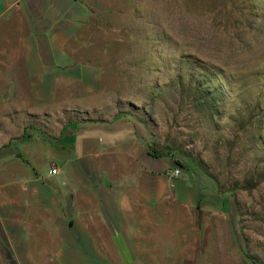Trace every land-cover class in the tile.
Instances as JSON below:
<instances>
[{
  "label": "rangeland",
  "instance_id": "1",
  "mask_svg": "<svg viewBox=\"0 0 264 264\" xmlns=\"http://www.w3.org/2000/svg\"><path fill=\"white\" fill-rule=\"evenodd\" d=\"M111 2L95 47L109 70L97 93L142 127L149 150L173 159L198 196L182 214L187 231L197 221L188 256L264 264V0ZM47 109L0 113V145H21L0 161V185L44 180L62 127L92 116Z\"/></svg>",
  "mask_w": 264,
  "mask_h": 264
},
{
  "label": "crops",
  "instance_id": "2",
  "mask_svg": "<svg viewBox=\"0 0 264 264\" xmlns=\"http://www.w3.org/2000/svg\"><path fill=\"white\" fill-rule=\"evenodd\" d=\"M113 9L111 0H0V113L93 116L58 133L56 175L0 185V264H197L188 256L196 216L187 231L182 214L198 196L171 177L173 159L151 155L142 127L97 93L109 70L95 47ZM16 147L0 145V161Z\"/></svg>",
  "mask_w": 264,
  "mask_h": 264
},
{
  "label": "built area",
  "instance_id": "3",
  "mask_svg": "<svg viewBox=\"0 0 264 264\" xmlns=\"http://www.w3.org/2000/svg\"><path fill=\"white\" fill-rule=\"evenodd\" d=\"M57 168L56 167H53V168H51V170H50V174L51 175H56L57 174ZM179 173H180V171H179V169H175L173 172H171L170 174H171V177L172 178H175V177H177L178 175H179Z\"/></svg>",
  "mask_w": 264,
  "mask_h": 264
},
{
  "label": "trees",
  "instance_id": "4",
  "mask_svg": "<svg viewBox=\"0 0 264 264\" xmlns=\"http://www.w3.org/2000/svg\"><path fill=\"white\" fill-rule=\"evenodd\" d=\"M28 138V136H25V138H23V139H27ZM150 153H151V155H153V156H155V157H161V155H159V154H156L155 152H153V151H150ZM20 154L18 153V152H16V156H19Z\"/></svg>",
  "mask_w": 264,
  "mask_h": 264
}]
</instances>
